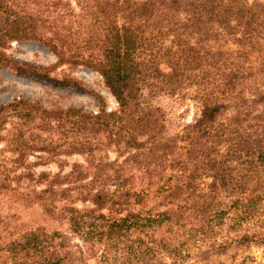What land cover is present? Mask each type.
<instances>
[{
  "label": "trees",
  "instance_id": "16d2710c",
  "mask_svg": "<svg viewBox=\"0 0 264 264\" xmlns=\"http://www.w3.org/2000/svg\"><path fill=\"white\" fill-rule=\"evenodd\" d=\"M73 3L76 10L67 0H0V69L83 91L75 79L50 76L81 66L116 103L106 111L93 95L94 113L0 104V143L17 154L10 165L0 161V190L9 173L27 168L28 150L81 157L55 161V173L26 174L43 188L24 200L65 229L0 215V264H225L264 247V0ZM31 41L54 65L4 52ZM159 96L188 98L198 114L166 134L152 104ZM12 117L56 129L62 142L37 136L29 145L20 130H5ZM238 261L231 264H258Z\"/></svg>",
  "mask_w": 264,
  "mask_h": 264
},
{
  "label": "rangeland",
  "instance_id": "374dc122",
  "mask_svg": "<svg viewBox=\"0 0 264 264\" xmlns=\"http://www.w3.org/2000/svg\"><path fill=\"white\" fill-rule=\"evenodd\" d=\"M70 6L76 10L73 1L67 0ZM251 1V0H248ZM5 54L14 61L28 63L32 66L48 67L55 63L54 56L37 42H10L5 49ZM50 76L61 78L70 77L78 81L83 91L73 87L54 86L38 79L17 75L10 70L0 69V104H7L14 100L23 99L32 103H38L46 109H66L80 108L83 112L94 113L97 111L98 102L95 95L100 99L106 111L115 110L116 103L104 87L99 75L81 66H70L63 64L55 67ZM92 93V94H91ZM165 115L166 134L176 133L180 127L192 121L198 114L197 106L188 98H170L159 96L152 101ZM53 124V123H52ZM5 130L14 135L19 130L22 132V140L33 145L38 136L48 141L62 142L63 134L56 129L40 131L35 127V123H22L15 118H10L5 124ZM1 134H5L4 131ZM67 137V136H66ZM0 161H5L10 165L8 159L17 157L16 153H10L3 142L0 143ZM109 159H113L112 153L108 154ZM27 168L20 167L9 173L6 186L0 190V215H14L18 217L20 223L27 227H45L49 230L65 229V225L57 224L43 216L40 206L37 203L26 202L25 195H32L33 191L42 189V185H37L27 179L26 174L35 179L40 173H55L58 171L55 161H66L71 163L81 162V157L72 155L65 157L56 155L52 159H46V155L39 151H27L23 158ZM67 167L62 168L66 172ZM25 174V176H24ZM243 253V252H242ZM245 254L236 252V260L230 261L228 255L221 260L225 264L239 262L241 257H248L255 263L264 264V247H250L245 250ZM232 254V253H230ZM89 264H95L90 262Z\"/></svg>",
  "mask_w": 264,
  "mask_h": 264
}]
</instances>
